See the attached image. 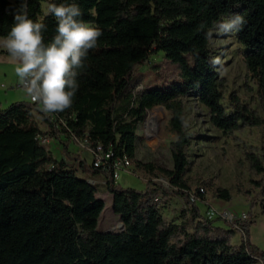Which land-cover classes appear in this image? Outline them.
<instances>
[{"label":"trees","instance_id":"trees-1","mask_svg":"<svg viewBox=\"0 0 264 264\" xmlns=\"http://www.w3.org/2000/svg\"><path fill=\"white\" fill-rule=\"evenodd\" d=\"M48 3H76L81 18L97 25L102 36L79 70V89L69 109L49 114L29 101L0 108V264H264V250L250 242L249 233L251 210L258 206L264 216V156L245 153L259 179L251 181L249 190L238 189L250 209L245 221H234L242 236L233 244L237 231L206 220L201 187L192 190L190 134L181 102L194 96L207 110L209 123L224 135L244 126L264 128V118L245 105L235 102L233 112L226 113L210 47L214 22L232 13L244 17L236 39L264 112V0H28L29 17L46 25V43L57 27L54 16L43 14L42 4L47 9ZM18 7L19 0H0V37L10 31ZM156 53L173 71L156 73L158 84L133 93L135 69ZM158 106L169 115L171 168L136 158L138 131L147 112ZM38 135L73 136L112 157L100 168L79 161V174L65 158L55 160L45 152ZM61 142L67 151L68 144ZM124 158L153 178L160 174L170 189L152 181L142 191L118 186L112 165ZM90 179L105 182L101 185L112 196L122 232L97 230L104 203L96 196L100 184ZM214 193L232 201L226 189L214 188ZM173 195L185 206L179 223L162 215L161 203Z\"/></svg>","mask_w":264,"mask_h":264},{"label":"rangeland","instance_id":"rangeland-1","mask_svg":"<svg viewBox=\"0 0 264 264\" xmlns=\"http://www.w3.org/2000/svg\"><path fill=\"white\" fill-rule=\"evenodd\" d=\"M42 11L44 15L47 14L45 4H42ZM234 14H229L220 21L231 18ZM211 35L212 58L221 82L224 97L221 104L226 113H232L233 104L237 102L245 105L257 116L264 118L258 86L245 67L242 58L244 49L238 44L236 33L222 35L211 31ZM2 49L5 51H1ZM14 68L15 63L4 48L3 41L0 40V108L2 109L15 102L29 101V96L19 84ZM171 71L173 68L166 63L162 53L153 54L144 66L135 69L129 90L136 93L146 85L158 84L155 81L156 73L170 74ZM181 102L185 111V129L190 134L187 148L189 160L187 176L191 180L192 190L198 186L203 187L206 205L213 207L219 213L227 211L235 217L240 214H245L247 217L250 201L243 194H239L238 189L241 187L249 190L252 188L251 181L259 179L245 159V153L253 152L258 157L264 156V128L244 126L224 135L209 123L207 110L194 96L183 97ZM168 119L167 111L161 106L154 107L147 112L145 122L138 131L137 160L171 168L172 161L168 144L173 136L167 128ZM41 129L46 132L44 126H41ZM61 141L68 144V153L63 149ZM47 148L55 159L60 160L63 154H66L68 162H74V157H77V160L80 159L77 156L79 153L86 164L91 165L92 157L89 152L67 135L59 136V140L53 139ZM78 173L81 174L80 171ZM156 175L157 178H153L146 171L136 168L131 163L126 171L119 173L116 183L122 188L140 191L145 189L149 181L163 187L166 185L169 188L168 182L160 174L156 173ZM96 188L97 198L104 203L97 230L119 232L121 222L112 211L111 194L101 184L96 185ZM214 188L228 190L232 201L228 203L217 198ZM206 205H200L202 212L205 211ZM161 206L165 221L180 222V213L185 206L178 196H171L165 203H161ZM249 221L251 222L250 242L264 250V216L260 213L258 206L251 210ZM215 224L227 228L219 220ZM241 236L236 232L232 237V243L239 244ZM253 264L260 263L254 261Z\"/></svg>","mask_w":264,"mask_h":264},{"label":"clouds","instance_id":"clouds-1","mask_svg":"<svg viewBox=\"0 0 264 264\" xmlns=\"http://www.w3.org/2000/svg\"><path fill=\"white\" fill-rule=\"evenodd\" d=\"M27 9L28 0H19V7L12 12L11 29L0 40L15 63V75L26 94L45 113H60L72 106L79 89V70L86 67L89 50L97 47L102 31L81 18L76 3H48L47 13L54 16L57 27L46 43V25L30 18ZM245 24L241 14H234L214 22L211 31L238 33Z\"/></svg>","mask_w":264,"mask_h":264},{"label":"built area","instance_id":"built-area-1","mask_svg":"<svg viewBox=\"0 0 264 264\" xmlns=\"http://www.w3.org/2000/svg\"><path fill=\"white\" fill-rule=\"evenodd\" d=\"M29 102L30 103H35L32 101V99L29 97ZM40 108H42V106L40 104H38ZM145 122V121H144ZM72 139L77 142L83 149L87 150L89 152V154L92 157V161H91V165L94 168H100L105 166L108 161L110 160V158L112 157V154L110 151H104L103 148L101 146H97L95 149H92L89 147V145L87 144L86 141L83 140H78L77 138L72 136ZM37 140L39 143V146L42 147L44 149L45 152H49L48 150V145L49 143L53 140L49 135H38L37 136ZM113 167V179L116 180L119 178V173L121 171H126L129 167H130V162L124 158L122 160H118L115 161L112 165ZM88 182L90 184L96 185V184H104L105 182H98L95 180H88ZM199 192L201 194H205V190L201 187ZM191 201H195V197H191ZM203 204L206 205L205 200L203 201ZM205 211H204V217L206 220L208 221H215V220H219L221 222H223L224 224L232 227L234 230H236L240 235H242L240 227L239 226H235L234 225V221L238 220V221H245L247 219L245 214H240L238 217L233 216L231 213L227 212V211H223V213H219L218 211H216L213 207H210L208 205L205 206ZM121 227H119V232L123 231V226L122 224L120 225Z\"/></svg>","mask_w":264,"mask_h":264},{"label":"crops","instance_id":"crops-1","mask_svg":"<svg viewBox=\"0 0 264 264\" xmlns=\"http://www.w3.org/2000/svg\"><path fill=\"white\" fill-rule=\"evenodd\" d=\"M1 51H5L4 49H2ZM61 136V135H60ZM53 141V140H52ZM69 147H70V145H69ZM68 150H69V148H68ZM67 153L69 152V151H66ZM49 153H50V155L52 156V153H51V151L49 150ZM74 154H76L75 152H73ZM66 154H63V156H62V158H65L67 161H69L68 160V156H65ZM70 156V155H69ZM77 156H79L80 157V159H78L77 160V157H74V162H69V163H73V167H74V169H77V170H79V166H78V162L79 161H85L84 159H82L81 158V155L78 153L77 154ZM71 158H73V157H71ZM55 159V158H54ZM55 160H58V159H55ZM85 163H86V161H85ZM80 171V170H79ZM105 231H107V230H105Z\"/></svg>","mask_w":264,"mask_h":264},{"label":"water","instance_id":"water-1","mask_svg":"<svg viewBox=\"0 0 264 264\" xmlns=\"http://www.w3.org/2000/svg\"><path fill=\"white\" fill-rule=\"evenodd\" d=\"M164 187H166V188H167V186H166V185H164Z\"/></svg>","mask_w":264,"mask_h":264}]
</instances>
